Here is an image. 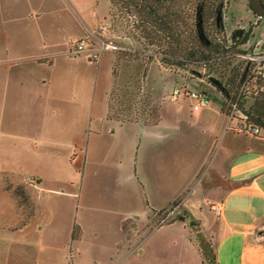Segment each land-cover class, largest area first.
I'll return each instance as SVG.
<instances>
[{
    "label": "crops",
    "instance_id": "obj_1",
    "mask_svg": "<svg viewBox=\"0 0 264 264\" xmlns=\"http://www.w3.org/2000/svg\"><path fill=\"white\" fill-rule=\"evenodd\" d=\"M13 3L0 0L1 132H11L14 127L22 135L33 133V144L43 154L62 153L74 174L78 175L81 169L85 174L79 184L75 221L67 225L66 220L64 226L51 222L56 213L54 218L37 210L35 199L39 192L47 191L76 199V190L71 193L61 189L67 183L76 187L75 178L33 176L35 181L26 184L34 203L30 212L10 197L0 176V264H203L193 230L182 225L153 229L139 219L146 217L147 222L152 211L166 207L189 186L174 191L170 181L161 184L159 198L151 193L147 173L152 166L151 156L157 152L155 142L146 140L140 149V134L135 137L103 132L98 126L91 129L92 111L87 114L83 91L86 79L74 70L56 66V59L62 54L61 43L55 40L60 27H52L53 33L46 31L37 14L35 29L30 31L25 25L22 30L29 13L27 20L14 16ZM13 25L20 28L17 33L11 31ZM72 39L69 37L66 44ZM77 77L82 80L79 95ZM106 121L138 124L110 120L108 108ZM214 123L212 134L220 142L218 153L205 173L203 166L197 175L214 184L221 176L224 183L223 188L212 186L204 199L222 204V231L214 247V264H264V140L224 131L226 122L220 112ZM94 162L107 167L108 182L117 191L105 203L115 226H86L90 203L82 197V183L94 175ZM135 190L144 193L145 210L141 212L129 202V194Z\"/></svg>",
    "mask_w": 264,
    "mask_h": 264
},
{
    "label": "rangeland",
    "instance_id": "obj_2",
    "mask_svg": "<svg viewBox=\"0 0 264 264\" xmlns=\"http://www.w3.org/2000/svg\"><path fill=\"white\" fill-rule=\"evenodd\" d=\"M226 1L227 35L247 31L253 19L247 0ZM13 2L14 16L18 14L21 15L20 18L27 20L29 13V21L23 23L22 30L25 29V25L30 31L35 29L33 22L37 14L46 31L50 29L52 32V27L56 25L60 27L61 33L55 32V40L61 43L59 50L62 54L57 57L56 66L74 70L78 76L86 79V88L83 91L87 114L90 109L92 111L91 129L98 126L103 132L129 133L135 137L140 134L142 142L140 149L146 140L155 142L157 152L151 156L152 166L147 173L151 193L153 195L156 193V197L159 198L161 184H169L170 181L174 191L185 190L189 186L166 207L152 211L147 222L146 217H139L140 223L143 222L145 227L153 228L164 212L181 202V207L162 227L182 225L193 230L195 245L201 249L203 264H214V247L222 229L220 218L211 209L213 202L204 199L212 186L223 188L224 183L221 176L214 184L203 175L198 178L197 175L203 166L205 173L218 153L220 142L215 140L212 130L215 129L214 121L219 117V112L222 115L223 112L220 110L222 106L220 97L210 86L202 82L203 79L200 80L192 74L193 68L196 70L199 68L190 66L186 67V70L175 71L165 66L158 48L147 45L134 27L133 20L116 14L108 0H13ZM16 26L12 27L13 33L20 30ZM78 27L82 28L81 31ZM90 33L94 35L91 41L93 47L97 46L96 38L99 37L117 47L114 51L103 53L99 64L92 63L86 54L75 57L67 54L69 45L66 43L69 37L73 38L69 41L71 43ZM75 35L78 37L74 38ZM252 36L243 48L246 52L253 50L254 53H260L264 49V27L254 28ZM77 78L75 85L79 95V84L82 80ZM182 84L190 89H203L212 93L210 103L199 112L191 113L188 100L180 97L177 101H171L169 95L172 89ZM112 88L114 90L110 94ZM65 89L74 90L73 87ZM129 101L134 103L130 110ZM108 102L111 106L110 118L138 120L140 125H117L106 121ZM143 122L147 123L144 125ZM3 126L5 125L2 123ZM19 132L14 127L11 132L4 130L1 132L0 127V176L4 182L3 188L10 192V197L15 199L19 206L23 204V209L31 212L34 210V203L27 191L26 180L35 181L33 179L35 175L52 179L75 178L76 187L75 184L67 183L66 187L61 189L71 193L76 190V199H70L65 194L55 195L50 191L39 192L38 198L35 199L37 210L45 211L52 217L56 213L52 223L54 221L60 226H64L66 220L67 225L74 223L79 207V184L85 174L84 170L81 169L78 175L74 174L66 163L64 154H43V151L33 144L35 140L33 133L22 135ZM52 160L57 162L54 163ZM91 169L94 175L83 181L81 192L83 199L86 198L90 203L86 226L90 228L115 226L113 218L106 211L107 205L105 206L108 199L117 194L115 186L111 187V182H108L109 170L99 162H94ZM3 172L6 174H2ZM192 192L196 193L198 200H193L195 195L191 194ZM129 195V202L135 210L140 212L145 210L142 190L141 192L135 190Z\"/></svg>",
    "mask_w": 264,
    "mask_h": 264
},
{
    "label": "trees",
    "instance_id": "obj_3",
    "mask_svg": "<svg viewBox=\"0 0 264 264\" xmlns=\"http://www.w3.org/2000/svg\"><path fill=\"white\" fill-rule=\"evenodd\" d=\"M264 5V0H260ZM119 16L132 19L134 27L147 45L158 48L162 63L169 68L186 70L195 66L193 75L203 79L220 97L221 112L237 98L240 86L249 74L250 63L242 58L244 46L254 27L237 35H227L226 0H108ZM248 3V2H247ZM252 16H256L248 4ZM202 72V73H201ZM112 88L110 94H112ZM209 93V92H208ZM211 96L212 93H210ZM132 101V100H131ZM128 102V109L134 103ZM245 105V104H244ZM243 115L252 124L264 127V92H258L246 103ZM119 123L138 120L109 117ZM147 122H143L145 125Z\"/></svg>",
    "mask_w": 264,
    "mask_h": 264
},
{
    "label": "built area",
    "instance_id": "obj_4",
    "mask_svg": "<svg viewBox=\"0 0 264 264\" xmlns=\"http://www.w3.org/2000/svg\"><path fill=\"white\" fill-rule=\"evenodd\" d=\"M249 26L254 28L264 27V16L257 14L253 17ZM93 36L90 33V35L83 36L69 43V54L74 57L86 54L92 63L99 64L103 53L117 49L115 45L101 37L96 38L98 43L96 47H93L91 43ZM242 58L250 63L249 74L242 82L237 98L229 104L225 113H223L226 122L225 130L264 140V127L252 124L243 115V112L247 110L246 103L256 96L258 92H264V50L260 53H253L251 50L246 52ZM180 97L190 102V108L193 112L207 106L212 99L211 94L206 90L190 89L183 84L175 86L169 95L171 101H177ZM26 183L32 184L33 181L28 179ZM181 204V202L174 204L168 211L164 212L154 224L153 229H159L165 225L181 207ZM211 209L217 217H221V203H213Z\"/></svg>",
    "mask_w": 264,
    "mask_h": 264
},
{
    "label": "water",
    "instance_id": "obj_5",
    "mask_svg": "<svg viewBox=\"0 0 264 264\" xmlns=\"http://www.w3.org/2000/svg\"><path fill=\"white\" fill-rule=\"evenodd\" d=\"M247 2L255 13L264 16V5L260 0H247Z\"/></svg>",
    "mask_w": 264,
    "mask_h": 264
}]
</instances>
